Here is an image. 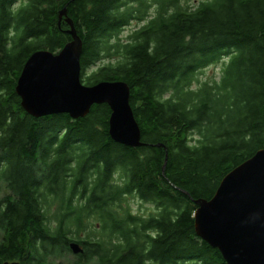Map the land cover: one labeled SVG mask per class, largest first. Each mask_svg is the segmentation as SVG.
<instances>
[{"label":"trees","instance_id":"trees-1","mask_svg":"<svg viewBox=\"0 0 264 264\" xmlns=\"http://www.w3.org/2000/svg\"><path fill=\"white\" fill-rule=\"evenodd\" d=\"M185 1L0 0V264H228L197 235L196 201L264 149V0ZM64 8L82 82L129 85L143 146L111 138L107 104L77 120L23 109L28 59L72 40Z\"/></svg>","mask_w":264,"mask_h":264},{"label":"water","instance_id":"water-1","mask_svg":"<svg viewBox=\"0 0 264 264\" xmlns=\"http://www.w3.org/2000/svg\"><path fill=\"white\" fill-rule=\"evenodd\" d=\"M63 18L72 40L59 53L39 50L28 59L16 88L23 109L34 118L67 114L77 120L89 115L94 105L107 104L112 111L111 138L127 147L143 146L129 85L82 82L83 41L67 8L60 12ZM196 204L197 235L219 249L228 264H264V149L229 173L212 200ZM70 250L74 255L84 252L78 242H72Z\"/></svg>","mask_w":264,"mask_h":264},{"label":"rangeland","instance_id":"rangeland-1","mask_svg":"<svg viewBox=\"0 0 264 264\" xmlns=\"http://www.w3.org/2000/svg\"><path fill=\"white\" fill-rule=\"evenodd\" d=\"M184 3H187L190 6H196L198 5L199 0H188L185 1ZM139 26H141V23L134 21L129 27L125 29V31L123 32V37H126L128 34H130L133 30L137 29ZM222 69H223L222 63L207 67L199 75V80L200 81L219 80L222 75ZM129 202L132 206V209L137 215H142V216L146 215L152 209V206L149 203L142 202L137 198L135 199L130 198Z\"/></svg>","mask_w":264,"mask_h":264}]
</instances>
